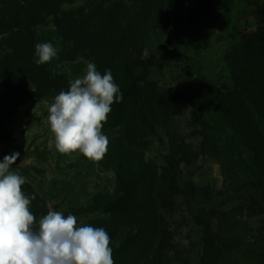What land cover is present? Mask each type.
Returning <instances> with one entry per match:
<instances>
[{"label":"rangeland","instance_id":"obj_1","mask_svg":"<svg viewBox=\"0 0 264 264\" xmlns=\"http://www.w3.org/2000/svg\"><path fill=\"white\" fill-rule=\"evenodd\" d=\"M109 1H66L60 5L58 14H51L35 25L40 43L51 42L57 49L50 65L53 73H64L71 82L85 74L86 62L95 64L81 55L66 58L70 43L57 28L56 16L76 8L92 11ZM205 2L169 0L145 43L146 50L127 64L129 83L125 89L129 98L133 101L140 96L151 101L153 98L164 110L142 148L153 165L152 174L143 170L124 173L128 182L135 183V196L141 202L138 208L115 214L107 211L103 207V195L114 190L116 172L108 163L102 167L100 161L92 162L77 153L62 155L55 150L47 123V107L60 90L30 99L4 124L11 136L0 144V161L5 155L20 153L10 170L26 178L23 185L26 195L38 193L31 206L37 211L44 207L65 216L73 214L80 226L96 220L106 221L100 225H104L111 240L132 234L134 247L129 250L130 256L142 260L141 264L157 237L162 219L172 237L169 262L165 264L200 262L206 238V228L200 220L206 219L210 221V230L225 236L233 247L224 256V264H256L264 248V212L252 213L250 205L251 199L256 198L260 210L264 211V197L239 189L242 183L235 182L248 175L240 172L230 178L228 162L203 151L205 134L199 122L217 116L215 103L200 95L201 85L234 87L231 54L245 32L259 28L264 0H232L227 7L212 11L206 8ZM7 51L9 48L0 43V58ZM102 131L110 144L119 135L120 126L104 124ZM181 140L193 157L188 162H180L172 174L168 157L173 152L175 156L180 155L178 142ZM126 159L125 164L131 155ZM149 194L154 199L152 204L147 199ZM40 217L36 218L37 222Z\"/></svg>","mask_w":264,"mask_h":264},{"label":"trees","instance_id":"obj_2","mask_svg":"<svg viewBox=\"0 0 264 264\" xmlns=\"http://www.w3.org/2000/svg\"><path fill=\"white\" fill-rule=\"evenodd\" d=\"M66 1L72 0H0V43L9 48L0 58V144L11 136L4 127L5 122L16 115L21 105L30 99L48 95L52 90L67 91L70 86L64 73L52 72L51 61L41 65L35 63V45L40 41L34 27L49 15L58 14L60 5ZM231 1L206 0L205 6L212 11L227 7ZM168 2L110 0L92 11L76 8L56 16L57 28L70 43L66 58L81 55L92 59L101 74L110 69L123 94L122 101L112 105L105 123L107 126H120V133L112 139L104 159L100 160V166L108 163V167L116 172L114 190L103 195V207L113 214L141 205L135 196V183L128 182L124 173L143 170L152 174L153 171V165L142 148L153 134L158 115L164 110L153 98L152 101L142 96L136 101L129 98L125 89L129 83L126 68L132 58L141 56L146 50L145 43L157 26L158 15ZM259 19V28L254 32H245L231 54L234 87L224 89L212 83L201 85L200 95L215 103L217 116L215 119L206 117L199 122L205 134L203 151L223 157L229 164L230 178L240 175V172L246 173L248 178L240 179L235 184L242 183L239 189L260 193L263 198L264 3ZM178 149L180 155L175 156L173 152L168 157L172 174L178 170L180 162H188L193 157L183 140L178 142ZM128 154L131 159L125 164ZM33 195L38 197L35 191ZM147 199L152 204V194ZM95 200L92 199L94 203ZM250 205L252 213L264 212L260 210L256 198L251 199ZM31 211L38 218L45 215L47 210L43 207L37 211L31 206ZM200 222L205 225L206 238L204 254L198 264H224V256L233 249L230 241L210 230L209 219ZM102 223L106 221L96 220L90 225L103 227L100 225ZM132 236L130 234L124 239L117 237L111 240L115 264H141L142 260H134L130 256L129 250L134 247ZM171 238V232L162 219L157 237L143 260L144 264L169 262ZM256 264H264V248Z\"/></svg>","mask_w":264,"mask_h":264},{"label":"clouds","instance_id":"obj_3","mask_svg":"<svg viewBox=\"0 0 264 264\" xmlns=\"http://www.w3.org/2000/svg\"><path fill=\"white\" fill-rule=\"evenodd\" d=\"M56 55L51 42L35 45L37 65ZM122 99L111 70L101 74L93 62H86L85 74L47 107L55 150L69 156L77 153L92 162L102 160L109 145L102 129L112 105ZM19 156L14 152L0 161V264H115L105 228L80 226L75 215L51 208L37 222L31 211L35 195H26V178L10 170Z\"/></svg>","mask_w":264,"mask_h":264}]
</instances>
